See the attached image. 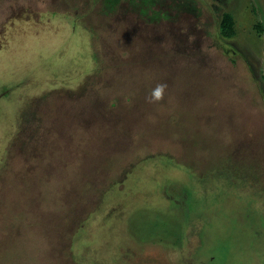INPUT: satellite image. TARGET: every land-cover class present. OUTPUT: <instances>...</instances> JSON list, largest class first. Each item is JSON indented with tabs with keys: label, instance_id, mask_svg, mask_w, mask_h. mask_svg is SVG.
Instances as JSON below:
<instances>
[{
	"label": "rangeland",
	"instance_id": "rangeland-1",
	"mask_svg": "<svg viewBox=\"0 0 264 264\" xmlns=\"http://www.w3.org/2000/svg\"><path fill=\"white\" fill-rule=\"evenodd\" d=\"M0 264H264V0H0Z\"/></svg>",
	"mask_w": 264,
	"mask_h": 264
},
{
	"label": "clouds",
	"instance_id": "clouds-1",
	"mask_svg": "<svg viewBox=\"0 0 264 264\" xmlns=\"http://www.w3.org/2000/svg\"><path fill=\"white\" fill-rule=\"evenodd\" d=\"M167 87L168 85L166 83L156 84L149 94L148 102L157 103L163 101Z\"/></svg>",
	"mask_w": 264,
	"mask_h": 264
},
{
	"label": "trees",
	"instance_id": "trees-1",
	"mask_svg": "<svg viewBox=\"0 0 264 264\" xmlns=\"http://www.w3.org/2000/svg\"><path fill=\"white\" fill-rule=\"evenodd\" d=\"M221 28V33L228 38H231L234 36L235 31H234V18L231 13H226L224 15L223 22L220 26Z\"/></svg>",
	"mask_w": 264,
	"mask_h": 264
},
{
	"label": "flooded vegetation",
	"instance_id": "flooded-vegetation-1",
	"mask_svg": "<svg viewBox=\"0 0 264 264\" xmlns=\"http://www.w3.org/2000/svg\"><path fill=\"white\" fill-rule=\"evenodd\" d=\"M107 1H109V0H107ZM116 3V2H115ZM109 4V2L108 3H106V5H108Z\"/></svg>",
	"mask_w": 264,
	"mask_h": 264
}]
</instances>
